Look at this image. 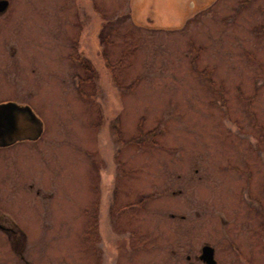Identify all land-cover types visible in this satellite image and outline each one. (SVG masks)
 <instances>
[{
    "label": "rangeland",
    "instance_id": "obj_1",
    "mask_svg": "<svg viewBox=\"0 0 264 264\" xmlns=\"http://www.w3.org/2000/svg\"><path fill=\"white\" fill-rule=\"evenodd\" d=\"M6 1L0 264H264V0Z\"/></svg>",
    "mask_w": 264,
    "mask_h": 264
},
{
    "label": "water",
    "instance_id": "obj_2",
    "mask_svg": "<svg viewBox=\"0 0 264 264\" xmlns=\"http://www.w3.org/2000/svg\"><path fill=\"white\" fill-rule=\"evenodd\" d=\"M7 7V1H0V12ZM150 16L145 18L150 19ZM145 18H142L145 22ZM150 23H145L149 25ZM43 131L41 120L27 105L14 102L0 103V148H6L19 142H35ZM199 260L205 264H215L214 250L208 245L200 249Z\"/></svg>",
    "mask_w": 264,
    "mask_h": 264
},
{
    "label": "flooded vegetation",
    "instance_id": "obj_3",
    "mask_svg": "<svg viewBox=\"0 0 264 264\" xmlns=\"http://www.w3.org/2000/svg\"><path fill=\"white\" fill-rule=\"evenodd\" d=\"M1 1V0H0ZM7 8H8V2H7V7L4 11L0 12V15L4 14L6 11H7ZM4 102H14L16 103L15 101L13 100H10V99H6V100H1L0 103H4ZM19 104V103H18ZM7 148V147H6ZM38 193V192H36ZM0 231L2 232H5L6 230L4 229L3 225L0 223ZM194 259L199 263V264H205L203 263L201 260H199V256H196L194 257ZM186 262L187 263H190V257L189 256H186ZM215 264H217L216 260H215Z\"/></svg>",
    "mask_w": 264,
    "mask_h": 264
},
{
    "label": "crops",
    "instance_id": "obj_4",
    "mask_svg": "<svg viewBox=\"0 0 264 264\" xmlns=\"http://www.w3.org/2000/svg\"><path fill=\"white\" fill-rule=\"evenodd\" d=\"M140 10L142 11V12H140L141 14H143V18H145L147 15H146V13L147 12H145L144 10H143V8H140ZM157 12H159V10L157 11ZM168 14H169V16H171V15H173L169 10H168ZM175 15H176V13H175ZM141 17V16H140ZM142 18V17H141ZM150 19H151V17H149ZM145 19H147V18H145ZM144 19V20H145ZM135 21H137V20H135Z\"/></svg>",
    "mask_w": 264,
    "mask_h": 264
}]
</instances>
